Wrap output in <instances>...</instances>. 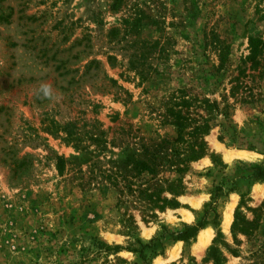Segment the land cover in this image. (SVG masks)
Masks as SVG:
<instances>
[{
	"label": "rangeland",
	"instance_id": "rangeland-1",
	"mask_svg": "<svg viewBox=\"0 0 264 264\" xmlns=\"http://www.w3.org/2000/svg\"><path fill=\"white\" fill-rule=\"evenodd\" d=\"M249 36L264 38V0H0V264H214L211 246L220 264H264V182L251 168L264 166V51L249 70ZM221 58L226 68L205 76ZM238 66L247 89L231 97ZM42 83L51 99L37 95ZM177 88L228 104L235 131L221 138L215 117L206 154L180 175L181 206L149 211L139 193L148 175L130 162L149 138L174 136L162 115ZM223 178L235 189L218 198L217 218L209 211L192 240H176ZM235 209L246 234L231 229Z\"/></svg>",
	"mask_w": 264,
	"mask_h": 264
},
{
	"label": "trees",
	"instance_id": "trees-1",
	"mask_svg": "<svg viewBox=\"0 0 264 264\" xmlns=\"http://www.w3.org/2000/svg\"><path fill=\"white\" fill-rule=\"evenodd\" d=\"M248 53L245 56V61L248 63L249 70H255L261 64L263 58L261 57L264 51V38L260 36L248 37ZM224 59H220L219 64L213 68L212 71L205 73L207 77H214L217 73L222 72L226 66ZM235 75L230 78V87L228 90L229 96L233 97L238 93H241L247 89L244 82L245 74L244 67L235 68ZM244 97L240 99L244 100ZM164 105V114L162 115V122L169 124L174 128V136L167 138L152 139L149 138V144L145 147V158L141 160L133 159L131 169L135 174L146 173L148 178L144 179L143 184H147L146 187L139 190L144 207L146 210H163L165 207L177 208L181 205L176 200V196L184 194V187L182 186L180 175L188 171V163L196 161L206 154V143L203 139L211 128L214 118L219 116L221 118V138L228 135L229 131L233 132L234 126L229 121V105L224 103L222 107L218 106L216 100L199 99L195 94H190L187 88H177L167 96ZM205 107L206 116H193L190 111L196 107ZM211 161L214 164H218L221 168L225 165L220 162L218 157L211 155ZM55 168L60 174L63 169V158L57 157ZM253 169L252 176L254 179H259L264 182V166L254 164L251 166ZM170 171L178 176L173 179L160 178L161 171ZM121 179L124 181V187L127 190H131V182L126 176L121 175ZM224 182L218 185H214L211 190L210 201L204 205L203 214L198 221L192 223H183L181 229L171 232L174 234L176 240H181L185 245L192 240L203 228L206 223V215L209 211L214 214V218H217L215 205L219 197L226 196L229 192L235 189L233 180L223 178ZM151 182V183H150ZM223 184L229 186L223 187ZM162 192H167L170 197L161 196ZM242 198V194H241ZM238 209H235L234 219L231 223V229H234L241 233H248V221L240 217ZM216 235L220 236V232L217 230ZM154 239V238H153ZM151 239V240H153ZM136 243L140 246V249L132 248L131 251L141 254V249L146 247L147 244L141 243L136 238ZM114 248H119L114 246ZM231 253H235V250H231ZM208 255L212 258L214 264H220L221 254L215 246H211L208 249Z\"/></svg>",
	"mask_w": 264,
	"mask_h": 264
},
{
	"label": "bare ground",
	"instance_id": "bare-ground-1",
	"mask_svg": "<svg viewBox=\"0 0 264 264\" xmlns=\"http://www.w3.org/2000/svg\"><path fill=\"white\" fill-rule=\"evenodd\" d=\"M239 154H241L242 157H244V158H248V155H249L245 152L239 153ZM232 155H233L232 153H227L226 158L230 159ZM229 212H230V210L226 209V211L223 213V223L225 226H228V224L230 223V220H231V214ZM209 236H210L209 230L206 228L203 229L198 235L199 244L204 245L209 240ZM173 253H174V251L169 252L171 257L173 256Z\"/></svg>",
	"mask_w": 264,
	"mask_h": 264
},
{
	"label": "clouds",
	"instance_id": "clouds-1",
	"mask_svg": "<svg viewBox=\"0 0 264 264\" xmlns=\"http://www.w3.org/2000/svg\"><path fill=\"white\" fill-rule=\"evenodd\" d=\"M37 95H42L43 98L51 99L54 95L52 86L47 83L40 84Z\"/></svg>",
	"mask_w": 264,
	"mask_h": 264
}]
</instances>
